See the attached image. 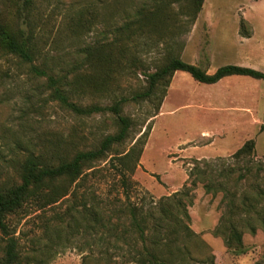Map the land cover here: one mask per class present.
I'll return each instance as SVG.
<instances>
[{"label": "rangeland", "instance_id": "obj_1", "mask_svg": "<svg viewBox=\"0 0 264 264\" xmlns=\"http://www.w3.org/2000/svg\"><path fill=\"white\" fill-rule=\"evenodd\" d=\"M144 2L148 0H0V16L30 33L34 47L31 63L0 49V178L8 186L19 181V163L27 156L56 161L98 146L102 137L118 128L111 111L79 114L62 103L47 74L61 78L58 85L70 101L107 107L143 90L144 69L152 71L167 52L208 73L226 64L264 72V0H204L193 22L173 14L162 36L153 31L128 44L126 49L137 59L134 64L105 71L95 63L92 49L110 41L115 27ZM159 93L152 99L121 103L132 125L119 149L146 140L134 171L125 173L131 183L128 199L109 158L96 163L94 174H87L78 188L73 217L67 213L68 200L43 209L27 203L8 217L22 260L137 264L121 239L108 234L97 238L102 232L95 234L90 216L81 215L80 191L86 192V205L102 200L109 209L117 198L148 208L190 185L188 171L194 159L217 166L225 162L244 171L243 162L230 155L248 139L255 141V165L235 189L238 193L264 189V169L257 168V163H264V79L231 75L206 84L177 70L156 109ZM190 197L188 224L210 247L216 264H264L260 216H251L254 233L247 222H238L243 249L237 252L212 233L225 211L221 194L205 193L197 183ZM253 203L264 213V196Z\"/></svg>", "mask_w": 264, "mask_h": 264}, {"label": "trees", "instance_id": "obj_2", "mask_svg": "<svg viewBox=\"0 0 264 264\" xmlns=\"http://www.w3.org/2000/svg\"><path fill=\"white\" fill-rule=\"evenodd\" d=\"M203 1L148 0L135 7L127 20L112 31L113 37L110 41L99 43L92 49L95 63L105 71H113L118 67L126 68L134 64L137 59L126 48L135 37L148 35L153 31L162 36L172 15L176 13L185 15L193 22L201 10ZM174 5L177 6L176 11H173ZM0 49L30 63L34 59L30 33L20 26L8 24L1 16ZM177 70L185 71L193 79L206 84L216 83L231 75L264 79V72L235 64L222 65L213 73H208L201 66L186 62L178 55L167 52L163 61L152 71L144 69L146 85L143 90L135 92L130 98H121L111 106L100 107L97 104L80 106L70 101L65 91L58 85L61 78L47 74V81L52 84L55 97L62 103L79 114L111 111L114 113L118 128L115 132L102 137L98 146L76 150L70 156L58 157L56 161H48L35 155L27 156L19 163L17 183L8 186L0 178V264H30L22 260L17 238L7 222L8 217L17 213L27 203H33L43 209L66 200L69 201L67 213L73 217L71 212L77 210L78 188L87 174H94L96 163L109 158L118 172L125 199H128L131 183L125 173L134 171L146 140L137 139L128 148L119 149L128 138L132 125V119L122 113L121 103L152 99L160 90L157 109ZM40 73L45 74V71L41 70ZM254 149L255 141L248 139L230 155L236 162H243L242 172L238 171L241 167L225 162L219 163L218 168L216 163L206 159H194L188 171L190 185L185 184L183 190L160 197L148 208L142 204L121 202V199L117 198L111 202L112 208L109 209L103 206L102 200H95L91 205H86V192L82 190L81 215L90 216V227L95 234L98 235V231L102 232L103 235H98V239L103 238L104 234H108L113 240L121 239L126 245V252L130 255L131 261L137 264H216L210 247L188 224L190 216L187 206L191 204L190 190L192 186L200 183L205 193L221 194V203L225 204V211L212 229V233L222 237L228 249L241 252L243 229L238 226L239 221L247 222L249 224L247 229L254 233L256 227L249 223L254 213L260 216L261 227L264 230V213L253 203L264 196V189L245 190L241 193L235 189L246 175L252 172L255 165L252 159ZM257 168L263 170L264 163H257ZM58 219L61 223L62 218Z\"/></svg>", "mask_w": 264, "mask_h": 264}, {"label": "crops", "instance_id": "obj_3", "mask_svg": "<svg viewBox=\"0 0 264 264\" xmlns=\"http://www.w3.org/2000/svg\"><path fill=\"white\" fill-rule=\"evenodd\" d=\"M249 39H250V38H249ZM220 80H221V79H220ZM220 80H219V81H220ZM216 83H217V82H216ZM213 84H214V83H213Z\"/></svg>", "mask_w": 264, "mask_h": 264}]
</instances>
